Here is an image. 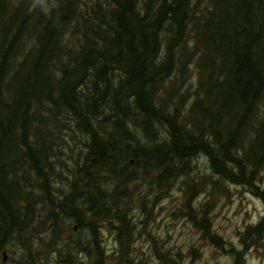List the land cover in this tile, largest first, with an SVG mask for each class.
Masks as SVG:
<instances>
[{
  "label": "trees",
  "instance_id": "16d2710c",
  "mask_svg": "<svg viewBox=\"0 0 264 264\" xmlns=\"http://www.w3.org/2000/svg\"><path fill=\"white\" fill-rule=\"evenodd\" d=\"M201 157L264 203V0H0V264L129 255L138 186Z\"/></svg>",
  "mask_w": 264,
  "mask_h": 264
},
{
  "label": "rangeland",
  "instance_id": "374dc122",
  "mask_svg": "<svg viewBox=\"0 0 264 264\" xmlns=\"http://www.w3.org/2000/svg\"><path fill=\"white\" fill-rule=\"evenodd\" d=\"M68 134L64 135L66 151L65 143L58 141L56 146L62 149V159L70 162L71 149L84 150V138ZM194 166L193 179L198 185L180 180L168 189L138 186L131 213L135 220L132 250L126 255L116 232L102 228L106 264H264V234L258 245L245 240L247 231L263 221V201L247 188L223 185L212 175L204 157L195 160ZM258 186L264 192V171ZM211 235L219 237L222 244L217 246ZM5 254L1 264H20L18 248H9ZM55 261L51 255L50 264Z\"/></svg>",
  "mask_w": 264,
  "mask_h": 264
},
{
  "label": "water",
  "instance_id": "95a60500",
  "mask_svg": "<svg viewBox=\"0 0 264 264\" xmlns=\"http://www.w3.org/2000/svg\"><path fill=\"white\" fill-rule=\"evenodd\" d=\"M5 256H6V254H5ZM5 260H6V258H5Z\"/></svg>",
  "mask_w": 264,
  "mask_h": 264
},
{
  "label": "bare ground",
  "instance_id": "6f19581e",
  "mask_svg": "<svg viewBox=\"0 0 264 264\" xmlns=\"http://www.w3.org/2000/svg\"><path fill=\"white\" fill-rule=\"evenodd\" d=\"M124 64V63H123ZM105 96V95H104ZM87 130V129H86Z\"/></svg>",
  "mask_w": 264,
  "mask_h": 264
}]
</instances>
